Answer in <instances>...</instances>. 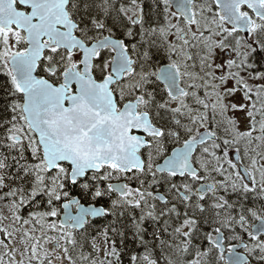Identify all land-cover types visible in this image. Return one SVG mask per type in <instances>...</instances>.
Listing matches in <instances>:
<instances>
[{
  "label": "snow or ice",
  "instance_id": "1",
  "mask_svg": "<svg viewBox=\"0 0 264 264\" xmlns=\"http://www.w3.org/2000/svg\"><path fill=\"white\" fill-rule=\"evenodd\" d=\"M0 264H264V0H0Z\"/></svg>",
  "mask_w": 264,
  "mask_h": 264
}]
</instances>
